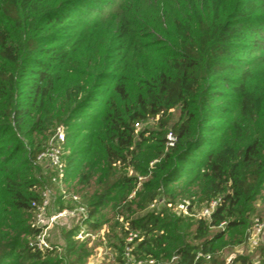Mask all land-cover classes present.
<instances>
[{"label":"trees","instance_id":"trees-1","mask_svg":"<svg viewBox=\"0 0 264 264\" xmlns=\"http://www.w3.org/2000/svg\"><path fill=\"white\" fill-rule=\"evenodd\" d=\"M80 1L0 0V128L12 125L22 135L49 128L53 132L73 116L71 105L74 110L88 108L85 120L65 125L62 155L65 192L77 194L87 210L85 231L95 232L105 223L112 229L118 226V262H124L126 233L134 230L141 237L133 244L136 259L175 264L169 259L178 254L179 264H190L200 251L211 257L196 264H223L224 260L215 256L213 244L225 235L226 228L245 223L250 228L253 217L263 216L252 214L254 209L248 204L258 190L255 199L264 200L260 177L264 152L256 150L254 142L246 144L239 155L225 143L201 150L210 141L193 134L194 121L204 107V86L209 79L236 68L234 47L245 40V29L264 33V4L215 0L206 11L190 4L192 0L184 3L182 10L174 8L181 0H157V5L149 8L143 5L145 0H119L117 7L109 1L99 0L97 5L86 0L79 17L102 14L100 8L111 3L120 8L116 20L111 21L113 26H103L105 37L97 40L83 32L81 36L86 35L91 46L82 40L69 51L70 45L54 44L45 53L43 38L51 36V41H56L45 27L62 30L70 12L64 8ZM61 2L67 4L58 8ZM157 31L166 34L174 46L155 53L150 41L141 40ZM21 66L31 67V74L23 72L18 77ZM103 79L106 82H100ZM57 91L62 100L58 107H51L47 102ZM238 93L246 107L260 110L259 97L244 88ZM177 107L173 119L169 110ZM208 110L202 108L204 113ZM156 116L160 124L154 142L145 130L137 132L133 125ZM27 119L31 124L23 131ZM167 131L176 137L172 146L165 145ZM150 140L154 143H148ZM28 144L21 159L15 158L21 147L17 143L16 151L0 152L5 153L0 159V186L6 193L0 194V264H83L89 238H75L73 228L67 229L68 236L58 244L62 251L55 247L38 250L27 244L38 232L30 226V202L39 199L37 190L49 182V173L37 179L32 172L31 159L43 148L31 141ZM189 148L201 151L199 158H188ZM146 151L151 158L145 157ZM92 178L95 187L91 191L87 189ZM199 185L206 187L202 196L196 189ZM183 198L196 210L210 199L219 200L210 219L205 220L176 215L172 208ZM158 199L163 203L150 209L149 204ZM73 205L68 200L67 207ZM118 217L123 218L120 227ZM221 222L224 225L219 227ZM229 264L253 263L246 256H236ZM258 264H264V248Z\"/></svg>","mask_w":264,"mask_h":264},{"label":"rangeland","instance_id":"rangeland-1","mask_svg":"<svg viewBox=\"0 0 264 264\" xmlns=\"http://www.w3.org/2000/svg\"><path fill=\"white\" fill-rule=\"evenodd\" d=\"M74 1V0H73ZM99 0L90 1L94 4H99ZM109 1L116 5L119 0H100ZM138 1V0H134ZM189 0H181V4L174 5V8H179L182 10L183 4ZM215 0H192L190 4L198 5L200 9L203 10V7L206 8V11H210V6L214 3ZM86 0H81L79 3H72L70 7H65L67 2H61L57 5L58 8L65 7L64 9L70 10L68 13V20L65 21V25L63 24L62 30L55 31L48 25L45 27L49 34L55 37L56 41H51V36H47L43 38L41 41V46L46 50L45 53L49 52L50 49L54 46V44L59 45H70L69 51L74 50L78 43V47L82 40L85 42V46H91V42L86 40V35L81 36L83 32L88 33L92 38H104L105 33L103 32V26L112 25L111 21L116 20L114 17L117 9L112 3L109 7H102L100 10L102 14H94L89 17H79V11L84 10L83 4ZM142 0H139L141 3ZM259 4H264V0H256ZM149 8L151 5L158 3L157 0H145L143 2ZM226 4H229L226 2ZM224 5V4H223ZM73 7V8H72ZM139 7V5H138ZM72 8V9H69ZM140 8H143L142 6ZM91 17V18H90ZM195 17V13L193 15ZM102 24L101 30H99V26ZM258 21H255L256 26H258ZM64 28V29H63ZM99 30V31H98ZM245 40L241 42L238 47H234V56L236 60V68L234 70H227L223 74L209 79L207 84L204 86L203 93V106L200 107L201 110H198V113L195 117V129L193 134H199V136H203L205 140L210 141V145H202L201 150L207 148H218L222 144H230L232 145L239 155L246 144L250 142H254L257 144L256 150H261L262 154L264 152V33L260 31H252L249 29H245ZM98 31V32H97ZM79 34V37L77 36ZM143 41H150V47L156 53L157 51L163 52L166 50L171 43H169V37L166 34L157 31L154 32L152 36H148L142 38ZM174 45H172L173 47ZM170 48V47H169ZM168 50V49H167ZM31 67L21 66L18 71V77H21L23 72L27 75L31 74ZM96 81L97 79H93ZM100 82H106V79L100 80ZM22 86V85H20ZM239 88H244V90L251 92L255 97H259L261 100V107L259 111H255V107L253 105L246 107L242 101V97L238 93ZM62 100V96L60 91L55 92L50 100L47 102L51 107H58ZM198 104V101L195 103ZM74 105H71L72 112L68 111L67 114H71V119H65L64 123H59L57 126H63L64 130L66 129V124L71 122L85 120L83 119L84 113L87 112L86 107L82 109H78ZM191 112L193 110V105H190ZM202 108H208V111L202 112ZM89 110V109H88ZM172 115L171 118L175 119L179 112V108H174L173 110H169ZM192 112V113H193ZM66 114V115H67ZM81 116V118H80ZM79 118V119H78ZM31 124V120L27 119L26 125L23 129L25 131L28 129ZM58 124V123H56ZM160 119L156 116L155 118H147L142 122H139L134 126L135 131L145 130L146 136L149 138H153L155 142L156 136L154 132L159 128ZM66 125V126H65ZM203 126L202 128L200 127ZM14 134V138H13ZM52 134V128L43 129L41 133L34 132L32 135H22L17 133L12 125L8 129L0 128V152H6L8 150L16 151L18 147L15 145L19 144L20 149L16 151L15 158L21 159L26 155L27 149L29 147V141L33 143V145L40 146V148H45L48 142L49 137ZM12 138V139H10ZM153 142L152 140L148 141V143ZM153 142V143H154ZM151 143V144H153ZM15 145V147H14ZM42 149V150H43ZM64 150V149H63ZM146 151L145 157L151 158L152 155ZM196 149L189 148L186 149V156L188 158H199ZM5 156V153H0V159ZM198 156V157H197ZM238 159H240L238 157ZM149 162V166L151 163ZM182 166H187V164L182 163ZM45 163H41L40 165L32 168L33 175L35 177L40 176L41 178H46V167ZM131 170H128V173L131 174ZM260 177L264 182V172L260 173ZM2 180V177H0ZM95 187V179L92 178L90 187L87 190H93ZM206 187L198 186L197 191L199 196H202V191ZM41 188L37 190L40 192ZM259 193V190H258ZM257 193V195H259ZM0 194L5 195L2 191V187L0 186ZM261 194H264V190H262ZM255 195V197L257 196ZM252 197V200L248 205L253 207L252 214H260L264 215V200H260L259 198ZM69 200V194L67 192L60 193L57 189L53 191V200L51 202L50 207L48 208V213H55L61 210L64 207H67ZM113 220H116V216L113 217ZM250 220V219H249ZM118 225L120 227L121 222H123V218H117ZM113 225V224H112ZM73 228L74 232H78L80 230V226L76 224L75 221L70 218H61L58 220V224H56L49 231H53L51 235V242L61 244L64 242V239L68 236L65 235L67 229ZM85 228L84 226L82 227ZM248 229L249 226L245 224H239L237 226H233L230 228H226L225 235L217 240L213 244V252L218 259H223L224 263H228L236 256H246L249 258L253 264H258V260L262 254L264 248V233L261 235L258 245L256 247H251L248 244ZM48 231V234H49ZM118 226L112 229L111 226H108L106 223L103 224L99 230L95 232H88L90 235H87L81 240L85 238H89V242L87 245L88 255L85 258L83 264H122L123 262H118L117 254H116V243L118 236ZM145 260V259H142ZM147 260V259H146ZM163 261H158L157 264H162ZM209 264V263H206Z\"/></svg>","mask_w":264,"mask_h":264},{"label":"built area","instance_id":"built-area-1","mask_svg":"<svg viewBox=\"0 0 264 264\" xmlns=\"http://www.w3.org/2000/svg\"><path fill=\"white\" fill-rule=\"evenodd\" d=\"M137 124L138 123H135V125ZM175 139L176 137L174 133L167 131L165 134V145L172 146ZM64 141V127L56 126L48 139L46 147L38 152L33 159H31V164L34 167L40 165L41 163H45V173H49V182L43 184L39 193V199L32 200L30 202V207L33 213L30 226L38 229L36 235L30 238L27 242L28 246L33 249L45 250L55 247L58 251H62V248L58 244L53 245L52 242L48 240V231L58 224V220L61 218H70L81 227L80 230L75 233V238L81 240L87 235H90L85 231V228H82L83 226L86 227L85 219L87 218V210L85 205L81 203L77 194H69V200L74 203L72 207H64L55 213L47 212L53 200L54 189H57V191L60 193H65L63 184V180L65 178V161L62 158ZM38 179H41V177L39 176ZM138 179H140V177H138ZM133 193L134 191H132L128 197L132 196ZM218 200V198L210 199L203 203L201 207L196 210L195 206L191 204L189 199L183 198L173 206L172 210L176 215L191 216L194 218L208 220L210 219L211 214L218 203ZM161 203H163L162 199L154 200L149 204L148 207L153 209L154 207L159 206ZM166 205L171 206L170 203H167ZM223 225L224 222H221L219 227H222ZM124 227H128L126 222L124 223ZM263 233L264 215L253 217L251 226L248 229V244L251 247H256ZM140 239L141 237L137 231H127L122 248V260L124 261L122 264H154V259H136L132 254L134 241ZM210 257L211 256L209 253L198 251L194 256L193 262L190 264H196V262L200 259L208 261ZM169 262L179 264V255L172 254Z\"/></svg>","mask_w":264,"mask_h":264},{"label":"crops","instance_id":"crops-1","mask_svg":"<svg viewBox=\"0 0 264 264\" xmlns=\"http://www.w3.org/2000/svg\"><path fill=\"white\" fill-rule=\"evenodd\" d=\"M52 232H53L52 230H51V231H49V234H48V240H49V241H50V240H51V238H52V237H51V235H52ZM50 242H51V241H50Z\"/></svg>","mask_w":264,"mask_h":264},{"label":"water","instance_id":"water-1","mask_svg":"<svg viewBox=\"0 0 264 264\" xmlns=\"http://www.w3.org/2000/svg\"><path fill=\"white\" fill-rule=\"evenodd\" d=\"M228 261H229V260H228ZM228 261H227V262H225V263H223V264H229V263H228Z\"/></svg>","mask_w":264,"mask_h":264}]
</instances>
